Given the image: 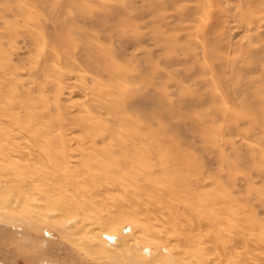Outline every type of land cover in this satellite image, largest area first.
<instances>
[{"label": "bare ground", "instance_id": "obj_1", "mask_svg": "<svg viewBox=\"0 0 264 264\" xmlns=\"http://www.w3.org/2000/svg\"><path fill=\"white\" fill-rule=\"evenodd\" d=\"M214 1L204 2L203 27L213 19ZM176 2L167 1L171 8ZM231 8L228 12H235ZM44 11L39 23L47 29L48 41L43 42L36 41L27 25L18 26L0 16L1 226L36 232L41 228L40 221L47 217L64 235L73 232L79 239L82 236L83 242L108 256L112 264L165 263L161 254L150 260L145 255L151 249L150 242L160 238L161 244L168 247L193 250L199 255V264H264V227L259 229V215L248 216L243 207L233 224L223 218L225 210H233L243 198L259 214L264 212V174L259 180L249 174L236 177L234 168L225 165V146L234 151L235 143L213 136L195 122L197 117L231 114L230 109L200 110L210 103L207 94L187 96L178 83L165 81L161 66L189 86L203 89L204 84L194 80L197 71L189 74L174 69L187 63L186 53L168 45L172 37L148 28L156 21L130 27L117 7L110 15L83 6L70 10L73 18H67L66 10L53 5L44 6ZM147 12L142 11L140 18L150 19L151 12ZM194 15L191 9L182 20L191 23ZM239 18L245 21L251 17L242 12ZM163 21L160 27L167 33L174 30L173 15H164ZM231 28L234 32L240 30L235 24ZM135 38L138 45L132 43ZM133 46L140 48L136 55L130 52ZM167 46L175 55L161 61L159 55ZM113 53L117 61L110 59ZM261 54L260 61L264 60V50ZM182 55L184 59L179 58ZM128 57L136 65L132 71L119 64ZM229 61L221 65L230 67ZM260 70L264 72V67ZM89 73L95 76H87ZM260 83L244 76L241 85L233 87L228 95L235 103L243 100L263 111L262 91L257 90ZM76 96L83 100L68 105ZM71 107H75L76 114ZM235 129H231L232 134H237ZM170 146L171 151L190 147L203 153L204 171L190 180L174 182L177 176L173 177V167H157L169 156ZM242 155L239 158L245 165L247 157ZM224 170L225 176L221 174ZM162 174L170 180L171 191L177 195L174 199L190 201L202 217L193 224V219L188 221L181 211L187 205L181 209L172 205L170 220L165 222L170 226L159 229L162 235H155L145 229L144 222L159 212L154 184ZM128 185L136 187L129 197L120 202L106 199L113 189ZM145 189L150 190L149 197L143 195ZM93 203L100 208H90ZM128 218L134 233L125 235L123 223ZM223 222L230 229H219ZM174 225L182 228L174 229Z\"/></svg>", "mask_w": 264, "mask_h": 264}, {"label": "rangeland", "instance_id": "obj_2", "mask_svg": "<svg viewBox=\"0 0 264 264\" xmlns=\"http://www.w3.org/2000/svg\"><path fill=\"white\" fill-rule=\"evenodd\" d=\"M167 1L168 0H0V16L4 15L5 21L9 23H17L18 26L21 27L27 25L28 29L33 32V37L36 38L37 42H43L44 40L48 41L46 37L48 31L42 22L39 23V20L42 21L44 19V6L46 5H53L57 8L66 10L68 14L67 18H73V16H75L73 11H70L71 9H78L83 6L90 9H98L110 15L113 13V9L117 7L123 11L122 20L124 19L126 24L135 28H137L136 25L144 24L151 20L156 21V24L149 25L148 28L157 32V34H163L164 37H172V43L169 41L168 45L171 44L173 49L178 48L183 53H186V56L182 55L179 58L184 59V56L187 63L175 67L174 69L189 74L193 73V70L195 72L197 71L198 75H196L194 80L201 81L204 87L200 90L198 86H189V83L183 82L181 77L171 75L169 69L161 66V68H159L164 70H161V72L165 75V81L178 83L180 87H183L182 90L187 96H200L202 94V97L204 94H207L208 97H210V103L203 105V108L200 110H210L212 108L220 110L228 108L233 112L220 116L221 118L197 117L195 122L198 125H204L205 130H209L213 136H222L226 140L235 143L237 149L234 151L230 150V147H228L229 145L225 146V158L227 160L225 161V165L234 168L232 173L236 175V177L240 178L249 174L255 178V180H259V175L264 174V110L253 108L243 100H241L242 102L240 100L238 102L236 101L237 103L233 102L230 95H228V91H231L233 87L236 88L241 85L244 76H247L259 81V83L260 80L262 81L258 85L257 90L259 93L262 91L260 93V99L264 100V72L260 70L264 67V60H258V57L262 55L261 51L264 50V0H215V4L212 7L214 12L213 19L209 21L205 27L202 26L201 18L206 0H181V2L180 0H175L178 2H176L172 8ZM228 8L233 9L235 12L229 13ZM191 9L195 12L193 22L185 23L182 20V15L189 13ZM145 10L148 11L147 13L151 12L150 15H148L150 19L147 17L143 19L140 18L142 11ZM242 12L248 14V16L251 17L250 20L243 21L240 19L239 14ZM164 15H173L176 18V23L173 25L175 28L169 33L166 32L164 27H160V25H164ZM137 17L138 19H136ZM73 24V26L77 28L88 29L81 23ZM188 24L190 28L188 27L187 30H182V28H185ZM232 24L240 26V30L238 29L237 32L232 31L234 30L231 28ZM185 41L187 44L184 43ZM132 43L138 45V40H136V38L134 40L132 39ZM186 45H188V47ZM105 46L112 50L107 43ZM135 47L137 49H135ZM139 47L141 48V45H139ZM139 47L133 46L134 49L130 52L135 55L138 54L140 52ZM48 49H50L49 46ZM166 49L160 53L159 60H167L175 55V52H171L169 46H167ZM113 56L114 58H112ZM113 56L110 59L117 61L114 53ZM146 58L149 59V56ZM222 61H229L231 66H222ZM119 62V64L128 71H132L136 67L134 61H131L129 57ZM53 63L57 65V62ZM256 66L259 67L256 68ZM184 67H186V69H184ZM90 74L91 73L87 74V76H95L94 74ZM167 77H169V79ZM71 100L67 103L70 106L74 104L73 102L79 103V101L83 99L80 96H76ZM74 109L75 107H71L72 113L74 112L73 114H76L77 112L74 111ZM232 128L237 129H235L237 134L231 133ZM75 134L78 135L79 133ZM168 148L171 151L172 147L170 146ZM242 154L247 157V164L245 163V165L241 164L243 160L239 158ZM170 156L175 157L169 158ZM158 163L160 164H158L157 167H173V177L177 176L176 179H173L174 182L177 180H190L199 172L204 171L205 168L203 153L190 147H182L181 151L173 150L168 157H165ZM221 174L225 176L227 171L224 170ZM162 176L163 174L159 177L157 176L154 184L158 190L157 206L159 212L149 216L148 222H144L145 229H151L152 233L156 232L155 235H162L159 229H167V227L170 226V222L168 224H165V222L170 220L172 205H177V208L180 209L187 205L181 211L185 214L188 221H190L191 218L193 219V224L197 223L200 217H202L201 211L198 210L196 206L194 207L190 201H184L181 198V201H176L174 199L177 195L171 191L170 180L168 181L165 176ZM134 185H128L124 188H115L106 199L120 202L134 192L136 189ZM149 193L150 190L145 189L143 195L149 197ZM84 200L89 201L86 198H84ZM246 202V198H243V201L234 204L233 210L227 209L225 212L222 211L225 213L223 218H226L228 224H233L237 212L239 211V213H241V209L245 207L248 216L259 215L257 221H261L262 224L259 228L261 229L264 227V212H260L259 214L258 209ZM96 206H98V203L90 204V208H95ZM229 215L233 218L232 223L230 221L232 218L229 217V220H227V216ZM129 221L130 219L128 218V220L123 223L125 235L134 233V229L129 228L131 227ZM222 221L226 222L225 219H222ZM224 222L218 228L230 229L229 225ZM40 223L39 225L41 228L36 232H29L28 229H4L0 224V264H45L49 261L56 262L57 264H112L108 256L102 255L101 252L92 249L88 244L83 242L82 236H80L79 239L73 232L64 235L63 231L61 232L51 225L47 217H43ZM173 228L181 229L182 225H174ZM67 230L68 229H66V231ZM27 233L30 235L26 236ZM155 241L156 240H152V242H150L151 249L145 254L148 260L155 257L158 253L163 255L165 262L163 263L159 260V264H199V255L193 250L185 249L183 246H176L174 248L168 247L163 243L161 244L163 241L162 238H160L158 242ZM112 244V248H115L114 243ZM156 264H158V262Z\"/></svg>", "mask_w": 264, "mask_h": 264}]
</instances>
